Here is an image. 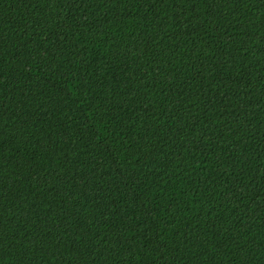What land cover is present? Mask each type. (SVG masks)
Here are the masks:
<instances>
[{
	"label": "trees",
	"instance_id": "obj_1",
	"mask_svg": "<svg viewBox=\"0 0 264 264\" xmlns=\"http://www.w3.org/2000/svg\"><path fill=\"white\" fill-rule=\"evenodd\" d=\"M0 264H264V0H0Z\"/></svg>",
	"mask_w": 264,
	"mask_h": 264
}]
</instances>
